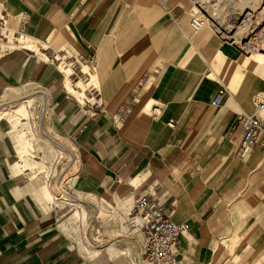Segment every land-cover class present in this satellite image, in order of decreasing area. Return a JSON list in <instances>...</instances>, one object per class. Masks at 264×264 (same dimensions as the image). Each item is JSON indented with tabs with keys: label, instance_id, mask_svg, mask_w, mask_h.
Returning a JSON list of instances; mask_svg holds the SVG:
<instances>
[{
	"label": "crops",
	"instance_id": "0c3cea01",
	"mask_svg": "<svg viewBox=\"0 0 264 264\" xmlns=\"http://www.w3.org/2000/svg\"><path fill=\"white\" fill-rule=\"evenodd\" d=\"M169 1L158 0L162 6ZM0 3L12 29L25 23L0 58L1 94H18L27 84L42 88L0 107V264H134L125 255L132 249L121 241L98 249L81 243V232L90 220L98 232L115 221L136 239L139 220L129 216L141 195L174 206L176 219L190 224L181 240L182 264H225L226 252L218 251L231 238H248L237 251L242 264H264V204L256 216L257 193L264 199V143L242 158L238 123L241 113H255L257 82L245 68L236 90L210 78L212 65L224 71L239 57L217 32L194 38L187 12L164 7L162 13L152 0H139L146 6L132 15L129 0ZM64 49L93 58L94 72L82 65L81 74L89 68L87 82L72 85L68 63L60 64L64 76L48 62ZM223 87L225 95L212 107ZM42 94L53 108L52 136L76 147L73 186L99 204L98 215L73 193L55 201L46 172L62 149L40 139L48 123L41 119L36 129L37 107L28 109ZM241 195L250 197L251 212L237 224H261L248 235L234 230L229 211Z\"/></svg>",
	"mask_w": 264,
	"mask_h": 264
},
{
	"label": "rangeland",
	"instance_id": "374dc122",
	"mask_svg": "<svg viewBox=\"0 0 264 264\" xmlns=\"http://www.w3.org/2000/svg\"><path fill=\"white\" fill-rule=\"evenodd\" d=\"M152 1L156 6H158L161 9L162 13L164 12L163 11L164 7L175 8L178 13L182 11L187 12L189 20L191 16H193V14H195L197 11L199 12V14L202 13L208 19L207 27L204 30L213 29L215 32H217L218 35L223 38L224 42L227 43L228 46L232 47V50L235 53V55L244 54L247 56H252L253 53H256L260 49L262 50V52H264V0H186L187 7L183 6L182 4L183 0H170L165 6L164 5L162 6L158 2V0H152ZM161 1L163 2V0ZM129 3L130 4H129L128 12L129 13L131 12V14L129 15H132L133 10L140 9L141 7L146 6V4L139 5V0H129ZM148 5H150V3ZM143 10H146V8H144ZM250 20L252 22H250ZM242 24L246 25V27L244 26V30L242 29L244 32L242 30H238V27L243 26ZM222 29L223 30L226 29V30L223 32ZM236 32H238L239 34L241 33L240 36L242 38H240L239 40L236 38L230 39L229 37H233ZM246 32L248 33L246 34ZM191 33H192L191 35L194 38H196V36L198 35L192 29H191ZM252 42L254 43L252 44ZM3 43L4 42H0L1 47ZM248 43H251L252 45ZM247 45H250V47L247 48ZM5 49H11V47L7 45L4 46V50ZM65 55H66L65 52L63 53L55 52L53 56L49 58L48 61L54 64L57 70H59L64 76L65 74L62 72L60 68L61 62L68 63L69 67L72 69L70 64L71 60L67 58L66 59L63 58ZM69 55L71 54L68 53V57ZM58 57L61 59H58ZM82 68L83 66L81 65V66H76L72 69V74L70 76L72 85L76 84L77 82L80 81V79H82V74L80 73V70ZM211 68L215 74V76L213 75L212 78L215 79L217 77L224 86L228 87L227 85L228 81L224 75L227 69L225 68L224 71L223 70L216 71L213 65L211 66ZM240 68H245V67L240 66ZM245 69L250 71V69L248 68ZM83 70L86 71L87 68H83ZM249 73L255 77L257 82L255 103L264 101V75L256 72H252V73L249 72ZM83 81L86 82L85 79H83ZM91 86L92 84L89 85V87ZM39 88L40 87L36 84L23 85L22 87H20V91L18 92V94H15L13 89H9L7 94L6 93L1 94V90H0V107H2L3 105L5 106L3 108H9V104H7L8 102H11L15 99H19L20 97H24L31 92L37 91V89ZM38 96L39 95H37L35 98L33 97L32 99L34 100V102L36 101L41 103L43 98ZM12 106H16V105L13 104ZM18 113L20 114V112ZM37 114L38 113H36V116ZM54 120L55 119L53 115L49 116L47 120L48 123L47 126H48V132H50L51 135L56 136V132L53 126ZM36 129L39 130V123L37 124ZM40 139L42 140V137H40ZM40 144L43 143L40 142ZM43 156L44 154L40 152L38 157H41L42 159ZM77 180L78 179L72 180V178H69L66 180L65 183L58 186L56 178H52L51 188L54 194L56 193L59 198L69 199L68 194L73 193V196L79 197V199L82 202H85L88 205H94L93 207H91L93 209H88L89 213L91 216L98 215V213L100 212L99 204H97L95 201H92L89 198H85V196L82 195L81 192L77 191V189L74 188L73 183ZM68 181L69 183H67ZM257 194L258 195L256 196L257 198L256 216L263 214V204H264L263 196L259 195V193ZM245 198L249 199L250 197H243V195H241L233 204L231 203L232 205L229 206V211L231 213L233 221L235 222L234 230L235 231L240 230V232L243 235L244 234L248 235L249 232H257V230L261 229V224H259L258 220L256 221L257 223L254 224L253 226H252L253 223H246L245 225L242 223L237 224L239 223V221H241V219L244 216L248 215L251 212V209L246 204L247 201L245 200ZM243 204L245 205V207H243ZM259 209L261 210L259 211ZM53 217H55V214L53 215ZM113 222L114 224L109 226L108 232H107V224L105 227V231L101 230L100 232H98L95 230L94 222L90 220L88 224H86L85 230L83 229V231L81 232V238H82L81 243L89 242L94 247L98 249H103L107 247V245L110 243H113L115 241H121L123 244L129 246L132 249L131 254H125L128 260L134 264H139V260L142 252V242L139 238L140 236L137 235L138 237L136 239L133 237L131 238L129 233H126L125 231L122 232V230L120 231L118 223H116L115 221ZM72 241L75 242V244H79L78 240L72 239ZM247 241L248 238L246 239L231 238L228 240L227 239L223 240L220 244L221 247L218 251L220 255H223V253L226 252L223 262H225V264H242L243 262H241L240 259L237 258V251L240 249H245V243ZM81 253L82 254L84 253L83 250H81ZM219 254H215V256ZM83 257L86 260H88L85 257V255Z\"/></svg>",
	"mask_w": 264,
	"mask_h": 264
},
{
	"label": "built area",
	"instance_id": "2783aa9c",
	"mask_svg": "<svg viewBox=\"0 0 264 264\" xmlns=\"http://www.w3.org/2000/svg\"><path fill=\"white\" fill-rule=\"evenodd\" d=\"M9 18V14L5 12L0 3V42H4L3 44L5 45L10 40L15 41L21 34H24L25 28V23L23 22L18 28L12 29ZM207 22L208 19L197 11L191 17L190 26L195 33H200L207 27ZM11 50H4L0 46V58ZM63 52L66 53L63 58L71 60L72 69L76 66L89 65L94 72L95 63L93 58L76 54L70 49L61 50L59 53ZM68 53L71 54L69 57ZM225 93L226 88H221L211 106L217 107ZM34 103L37 107L35 113H38L36 120L40 123L39 126L41 128V119H44L46 124L48 117L53 115V108L47 105V100L44 101V99H42L41 103L36 101ZM255 107L254 114L241 113L238 118V123L243 126L242 146L240 149L242 158L248 156L259 141L264 143V101L258 102ZM169 125L173 126V122H170ZM46 139L56 141L62 149L53 162L52 169H48L50 171L46 173H50L51 179L56 178L58 186L65 183L69 178H72V180L79 179L76 147L68 139L56 138L50 132H47V136L42 138V140ZM129 217L139 220V223L135 226L137 233H139L138 235L142 238V252L139 264H182L181 240L184 234L190 230V224L176 219L174 206L164 208L160 201L151 195H141L134 198Z\"/></svg>",
	"mask_w": 264,
	"mask_h": 264
},
{
	"label": "bare ground",
	"instance_id": "6f19581e",
	"mask_svg": "<svg viewBox=\"0 0 264 264\" xmlns=\"http://www.w3.org/2000/svg\"><path fill=\"white\" fill-rule=\"evenodd\" d=\"M252 14V13H251ZM250 17H251V15H250ZM250 22H252L251 20H250ZM243 25V24H242ZM244 26L246 27V25H243V26H240V27H238V30H244ZM247 27H248V24H247ZM219 30H220V28H219ZM226 30V29H225ZM225 30H223L222 29V31L224 32ZM242 30V31H243ZM248 30H250V29H248ZM256 30V29H255ZM245 31H246V29H245ZM244 32V31H243ZM242 32V33H243ZM248 32H246V34H247ZM250 33V32H249ZM256 33V32H255ZM226 34H228V33H226ZM234 34V33H233ZM241 34V33H240ZM240 34L238 33V32H236L235 34H234V36L233 37H229L230 39H240V38H242L241 36H240ZM260 34V33H259ZM243 36V35H242ZM259 36V35H258ZM244 37V36H243ZM247 37V36H246ZM252 37H254V36H252ZM245 38V37H244ZM257 38V37H256ZM260 39H261V36H260ZM248 40V39H247ZM250 42V41H249ZM21 43H23L22 41H21ZM254 42H252V44H253ZM248 44H251V43H248ZM251 44V45H252ZM30 46H32V45H30ZM248 47H250V45H247V48ZM254 48V47H253ZM249 50V49H248ZM250 51H252V50H250ZM249 52V51H248ZM254 52V51H253ZM86 66H88V65H86ZM240 66H242V67H245V68H248V69H250V72H256V73H259V74H262V75H264V52H262V50L260 49V50H258L256 53H253V55L252 56H247V55H244V54H241V55H239V57H238V62H237V64L236 63H230V64H228L227 66H226V72L224 73V75H225V78L227 79V85H228V87L229 88H231V89H233V90H236V88L238 87V85H239V83H240V80H241V78H242V75H243V72L241 73V71H240ZM88 72V71H87ZM87 72H82V79H85V81L87 82V80H88V75L87 74H85V73H87ZM210 78H212V75H210ZM46 94H42V98L44 99V101H46L47 99H46ZM40 97V96H39ZM36 105H35V103H34V101L32 102V104L30 105H28V109L29 110H32L34 107H35ZM59 197L58 198H55V201H59ZM139 223V222H138ZM137 223V224H138ZM136 224V225H137Z\"/></svg>",
	"mask_w": 264,
	"mask_h": 264
}]
</instances>
